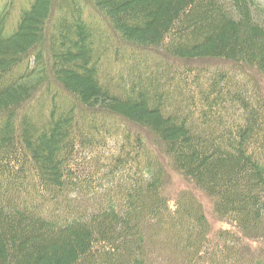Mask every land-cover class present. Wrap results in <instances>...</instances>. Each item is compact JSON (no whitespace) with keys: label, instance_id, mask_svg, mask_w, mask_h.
<instances>
[{"label":"trees","instance_id":"obj_1","mask_svg":"<svg viewBox=\"0 0 264 264\" xmlns=\"http://www.w3.org/2000/svg\"><path fill=\"white\" fill-rule=\"evenodd\" d=\"M260 78L264 0H0V264H264Z\"/></svg>","mask_w":264,"mask_h":264},{"label":"rangeland","instance_id":"obj_2","mask_svg":"<svg viewBox=\"0 0 264 264\" xmlns=\"http://www.w3.org/2000/svg\"><path fill=\"white\" fill-rule=\"evenodd\" d=\"M170 63H172L173 65H176V62L174 59H169L168 60ZM196 63H198L199 65H203V66H227L228 64L225 62H221L217 59H208V60H199L196 61ZM178 64H181V62H179ZM260 82L262 84L263 90H264V80L260 78ZM140 130L145 134V136L147 137L148 141L151 140V137L149 136V134L147 133V131L143 130L140 128ZM165 169L166 172L168 173V182H167V193L170 196H176L177 192L180 190H184V189H190L193 192H195V194L197 196H199L202 200H203V206H204V210L205 213L207 214V216L209 217V221L212 225L213 230H217V229H221V228H229L230 226L225 222L220 220L213 212V205H212V201L206 197L201 191H199L194 183L188 179L187 177H185L184 175H182L179 171L175 170V168L173 167L171 161L169 160L168 157H164V156H159ZM84 163H82L81 168H83ZM251 250H258L259 248L263 247V244H251L249 245ZM171 261L173 260H169L168 264H177L175 263H171Z\"/></svg>","mask_w":264,"mask_h":264},{"label":"bare ground","instance_id":"obj_3","mask_svg":"<svg viewBox=\"0 0 264 264\" xmlns=\"http://www.w3.org/2000/svg\"><path fill=\"white\" fill-rule=\"evenodd\" d=\"M104 36V35H103Z\"/></svg>","mask_w":264,"mask_h":264}]
</instances>
